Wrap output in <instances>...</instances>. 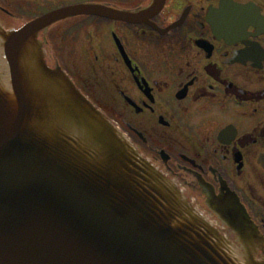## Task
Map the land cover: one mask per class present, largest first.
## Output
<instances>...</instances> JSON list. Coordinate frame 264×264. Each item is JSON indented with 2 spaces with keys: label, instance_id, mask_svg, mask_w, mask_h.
Segmentation results:
<instances>
[{
  "label": "flooded vegetation",
  "instance_id": "flooded-vegetation-1",
  "mask_svg": "<svg viewBox=\"0 0 264 264\" xmlns=\"http://www.w3.org/2000/svg\"><path fill=\"white\" fill-rule=\"evenodd\" d=\"M77 4L102 13L40 32L46 64L219 229L206 201L231 193L264 238V0H0V24Z\"/></svg>",
  "mask_w": 264,
  "mask_h": 264
},
{
  "label": "water",
  "instance_id": "water-1",
  "mask_svg": "<svg viewBox=\"0 0 264 264\" xmlns=\"http://www.w3.org/2000/svg\"><path fill=\"white\" fill-rule=\"evenodd\" d=\"M88 13L0 25V264H264L235 197L207 198L223 232L46 66L39 32Z\"/></svg>",
  "mask_w": 264,
  "mask_h": 264
}]
</instances>
